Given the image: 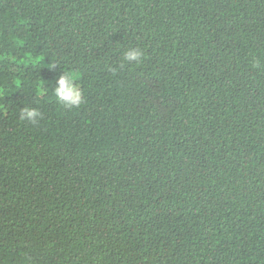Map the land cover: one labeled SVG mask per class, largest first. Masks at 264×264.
<instances>
[{
  "label": "trees",
  "instance_id": "obj_1",
  "mask_svg": "<svg viewBox=\"0 0 264 264\" xmlns=\"http://www.w3.org/2000/svg\"><path fill=\"white\" fill-rule=\"evenodd\" d=\"M253 57L264 0H0V264H264ZM65 67L79 109L52 95Z\"/></svg>",
  "mask_w": 264,
  "mask_h": 264
},
{
  "label": "clouds",
  "instance_id": "obj_2",
  "mask_svg": "<svg viewBox=\"0 0 264 264\" xmlns=\"http://www.w3.org/2000/svg\"><path fill=\"white\" fill-rule=\"evenodd\" d=\"M120 55L122 56L120 64L117 67H111L109 69L113 75H117L119 69L125 67L126 64L138 67L143 65L144 61L148 59L146 50L139 46L128 47L126 50L121 51ZM42 59L43 57L41 56H36L33 59L29 55V60H31L33 65L40 63ZM48 68L50 71L55 70L57 68V61L51 59ZM251 69L264 70V66L261 65L256 57H253L251 60ZM81 81L82 74L79 70L72 67H65L61 70V74L58 76L56 84L52 88V95L62 107L69 110L79 109L85 104ZM46 91L47 89L43 87L37 89L38 93ZM3 94L4 89L0 88V96H3ZM19 119L21 121H27L30 124H36L39 120L43 119V113L38 108L25 106L20 111Z\"/></svg>",
  "mask_w": 264,
  "mask_h": 264
}]
</instances>
